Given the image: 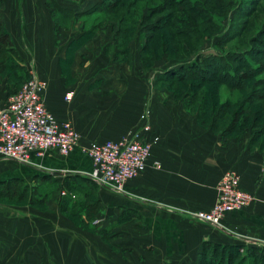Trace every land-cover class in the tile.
<instances>
[{"label": "crops", "instance_id": "crops-1", "mask_svg": "<svg viewBox=\"0 0 264 264\" xmlns=\"http://www.w3.org/2000/svg\"><path fill=\"white\" fill-rule=\"evenodd\" d=\"M73 6L60 0H3L0 33L8 34L21 71L48 83L46 106L59 122L72 123L84 137L81 146L92 139L118 141L146 124L160 137L142 175L129 181L123 193L104 188L107 193L101 195L100 228L117 236L113 247L126 251L134 264H140L139 254L150 264L167 256L174 264L196 263L206 244L264 248V150L254 148L251 137H223L202 126L198 115L158 90L156 66L143 69L140 35L127 48L126 61L124 49L116 47V34L97 28L86 36L91 28L76 30L77 18L86 17L80 15L93 6ZM14 82L8 77L0 82L1 106L17 88ZM70 91L74 97L67 102ZM81 146L68 157L55 150L34 157L33 165L0 155V183L39 180L46 170L88 172L92 164ZM227 171L240 175L241 188L254 196L253 203L227 215L222 227L191 220L192 214L214 206L216 188ZM48 204L56 207V202ZM52 212L0 205V264L63 263L49 248L60 246L56 239L71 240L70 232L77 227L63 230L59 208ZM126 213L133 220H123Z\"/></svg>", "mask_w": 264, "mask_h": 264}, {"label": "rangeland", "instance_id": "rangeland-1", "mask_svg": "<svg viewBox=\"0 0 264 264\" xmlns=\"http://www.w3.org/2000/svg\"><path fill=\"white\" fill-rule=\"evenodd\" d=\"M60 1L61 3L63 2L64 6L68 7H74L73 4L76 3L81 5L82 9L84 7L85 10L100 4L104 0ZM196 1L200 5L199 11L201 9L204 11L205 9L210 12L209 15H212L211 22L205 19L203 21L198 16H194L193 13L188 11L189 8H180L182 10L173 11L174 9H170L173 0H123L120 5L121 8L119 7L111 12L110 16L105 14L108 10H104L102 14L95 12L86 17L77 18L80 25L77 24L78 26H75H77L76 30L78 31L82 28L88 30L96 26V29L99 28L98 30L104 33H114L116 35H118L119 29L130 31L127 37H121L118 41H115L117 48L124 49V59L129 61L127 47L130 44L132 45L133 42L137 43L140 35L142 53L144 39L149 33L146 31V26L160 24L162 28L156 33L151 46L152 51L156 50L157 52V59L154 65L143 68L145 71H149L156 66L158 78L169 69L180 66L181 63L174 60H194L198 51V54L220 53V48L224 51H250L251 56L246 58L247 62H249L247 67L244 66V62H237L240 67V75L243 78L237 81L238 85L236 87L217 82L207 83L199 87L196 80L180 83L177 82V79L159 82L157 87L160 92H168L175 98L177 96V102L183 103L185 106L193 104V108L197 111L188 110L196 115L199 113L202 120L208 121L209 126H212V122H214L217 129L216 133L223 137L242 138L248 136L252 138L264 129V0H190V7L197 8ZM81 8L79 10H82ZM220 9L223 10L221 11ZM253 10L254 12H252ZM172 11L176 18L186 19L187 23L182 24L178 20H172V23L167 25L165 23L166 17L171 15ZM250 13L251 15L247 16ZM123 18L129 19L128 22L122 23L121 19ZM77 20L75 19V21ZM195 28L199 29L198 33L203 43L201 42L197 46L198 48L195 52L189 54L187 51L185 54L179 52L175 56L176 59L171 60L169 53H167V45L173 48L178 46L179 43H188L190 41L188 37L175 35L176 29L186 30L187 32L184 33L193 37L192 31L196 32ZM235 35L236 37L232 41L229 40L231 36L234 37ZM6 59L19 65L21 64L17 55L5 54ZM1 60L3 59L0 56V63L2 62ZM245 64L247 63L245 62ZM7 77L15 81V87L16 84L18 85L17 75L15 76V73L11 74L10 72H5L1 75L0 82ZM171 81H173L172 85L169 84ZM247 103L251 106L250 110H248L249 106ZM236 111L241 114L235 116ZM249 115H252V117ZM234 117L237 118V126L234 128L235 131L231 132L233 131L231 126ZM154 136H156L155 139L158 141L155 144L156 146L161 139L158 135ZM81 137L83 141L84 137ZM152 137L153 135L149 136V138ZM98 140L92 139L91 141L97 142ZM263 142L264 138L259 143L254 144V148L264 150L262 148L264 145L261 146ZM85 144L88 145V142ZM158 169H161V165ZM45 173V176L39 180H30L28 183L22 182V184L17 182L16 185L14 183V186H18L15 193L13 192V187H1L0 193H3L5 200L0 201V205L6 207H30L45 214H53V208H59V213L62 217L60 220L61 228L69 231V227H77V230L74 229L70 232L72 236L69 238L71 240L64 242V237L60 241L56 239L55 243L60 246L54 249L49 248L51 256L55 252V257L63 262L61 264H90L86 262V259L88 261L91 260V264H134L125 257L126 251L123 252L113 247L114 241H117V236L114 237L111 230L100 228L99 221L103 215L100 198L103 192L107 193L104 187L96 184L82 172L46 170ZM64 192L66 195H63ZM49 202L50 204L56 202V207L49 205ZM232 213L235 212L227 215ZM55 214H58V212ZM226 216L223 218L222 223ZM122 219L129 222L128 219L133 220V215L132 213H126L122 216ZM190 219L197 220L192 216H190ZM128 252L130 254L135 253L134 255L137 254L134 250H127ZM213 253L211 249L203 258L205 259L204 263H201L200 254L196 263L192 261L188 264H216L220 258H224V252L218 251L216 260H212L211 255ZM136 258L140 264H150L142 254L137 255ZM172 261L173 259L167 256L159 264H174ZM225 261L224 264H228L226 259ZM230 263L232 264L233 262L231 261Z\"/></svg>", "mask_w": 264, "mask_h": 264}, {"label": "built area", "instance_id": "built-area-1", "mask_svg": "<svg viewBox=\"0 0 264 264\" xmlns=\"http://www.w3.org/2000/svg\"><path fill=\"white\" fill-rule=\"evenodd\" d=\"M48 83L36 74L0 105V155L20 164L33 165L34 157H44L50 151L68 157L81 146L82 137L70 122H59L48 109L45 92ZM74 92L66 93L71 102ZM150 111L146 112V116ZM150 124L118 141L92 142L82 151L91 161L88 172H82L99 186L123 193L128 181L142 175L155 144L158 142ZM152 138H147L152 136ZM157 168L160 165L157 164ZM217 199L210 211L192 216L202 222L222 227L223 218L231 212L251 205L254 196L241 188L240 175L227 172L219 182ZM63 195H66L64 192Z\"/></svg>", "mask_w": 264, "mask_h": 264}, {"label": "trees", "instance_id": "trees-1", "mask_svg": "<svg viewBox=\"0 0 264 264\" xmlns=\"http://www.w3.org/2000/svg\"><path fill=\"white\" fill-rule=\"evenodd\" d=\"M3 0H0V4ZM123 0H104L102 3L94 6L91 10L87 11L86 13L80 15V16H88L91 14L96 13H101L104 10H108L107 12H105V14H109L110 13L117 10ZM197 2V8L191 6L190 7V0H173V3L171 4L170 9H174L173 11L178 10H182L180 8H189L188 11L190 13H193V15L198 16L199 18H201L202 20H208V22H211V16L209 15L210 12L208 10L204 11L201 9L200 11L198 10L200 8L199 2ZM195 2V3H196ZM121 8V7H120ZM221 10V9H220ZM223 10V9H222ZM221 10V11H222ZM172 13H170L171 15H168V17H166V21L165 23H167V25H170V23H172L171 21H176L178 20L179 23L182 24H186L187 20L186 19H178L174 16ZM254 12V10L252 11ZM251 12V13H252ZM247 14L248 15H251ZM112 14V13H111ZM115 18V17H114ZM193 18V17H192ZM129 19L123 18L121 19L122 23H127ZM196 20V19H195ZM170 21V22H169ZM194 21V20H193ZM204 21V20H203ZM164 23V24H165ZM1 24V23H0ZM165 27H170V26H165ZM162 27H160V24H150L148 26H146V31H148L149 33L146 35L145 39H144V43L142 45V62L144 67H148L151 65H154L155 60L157 59V52L156 50L152 51V42L155 39V35L157 32L160 31ZM96 30V26L94 28L91 29V31L89 33L86 34V36H89L91 33H93ZM195 31H192L193 37H191V35H188L184 32H187L186 30H179L176 29V33L175 35L178 36H184V37H188L190 38V41H188V43H179L178 46L170 48V45H167L166 49H167V53H169V57L171 60L176 59L175 56L179 53L182 52L183 54L187 53H193L197 50V46L200 45V43L203 41H201V37L199 36V29L195 28ZM122 32V33H121ZM240 33V32H239ZM130 34V31H122L121 29H119L118 31V35L117 38H121V37H127ZM119 36V37H118ZM236 37V35L233 37L231 36L229 40H233ZM128 48V47H127ZM180 50V51H179ZM220 53H196L197 57L194 60H190V61H183V60H174L176 62H180V66L179 67H173L172 69H169L168 71H166L165 73H163L162 75H160V77L158 78V83L159 82H168L170 80H175L177 79V82H185V81H189V80H196L197 86L201 87L204 84L207 83H213V82H217V83H221L224 85H229V86H233L236 87L237 81L242 80V75H240V67L237 65V62H244V66H248L247 59L248 56H251L250 51L247 50H243V51H236V50H228V51H224L222 48L219 49ZM128 52V51H127ZM5 54H10V55H17L15 50L11 47V41L10 38L8 36L7 33H0V56L2 57L3 60H1L2 62L0 63V71H4V72H10L11 74L15 73V76L17 75V79H18V85H17V89L14 90L10 95H12L13 93H15L20 87L21 85L27 81L30 77L27 76V73H25L24 71H21V67L18 63H14L13 61H8V59L5 60ZM19 57V56H18ZM20 60V58H19ZM245 62L247 64H245ZM250 68V67H248ZM212 74V75H211ZM173 81H171V83L169 82L170 85L173 84ZM177 98V96H176ZM248 104V103H247ZM193 104H187L186 108L189 110H193L194 112H196L197 110H195V108H193L194 106H192ZM249 106V104H248ZM192 108V109H191ZM203 108V107H202ZM201 108V110H202ZM251 109V106L248 107V110ZM240 115V112L235 113V116ZM251 114V113H250ZM198 120L199 123L208 128L210 127L213 131L217 132L216 127H215V123L212 122V126L208 125V121L207 120H202L200 114L198 113ZM250 117H252V115H249ZM249 117V118H250ZM221 121V119H220ZM220 124V122H219ZM217 124V125H219ZM237 126V118L234 117L232 126H231V132H234ZM264 138V129L262 131H260L258 134L254 135V137H252L251 139V144H257L259 143V141ZM264 145V142L262 143L261 146ZM264 148V147H262ZM19 182V184H22L23 181L21 180H11L8 182H2L0 183V188L1 187H5L9 188V187H13V192H16V188L18 186H14L13 184ZM13 185V186H12ZM2 188V189H3ZM6 191H8V189H6ZM5 200V197L3 196V193H0V201ZM212 249V255H211V259L212 260H216V254L218 251H222L224 252V258H220L219 262L216 264H224L226 261L225 259L228 261V264H231L230 262L232 261V264H264V248H257V247H250V248H244L242 246L240 247H230V246H220V245H215V246H211V245H204L203 249H202V253H201V263L205 262V259H203L207 253H209V251ZM244 251H241V250ZM224 261V262H223ZM209 262H211L209 260Z\"/></svg>", "mask_w": 264, "mask_h": 264}]
</instances>
